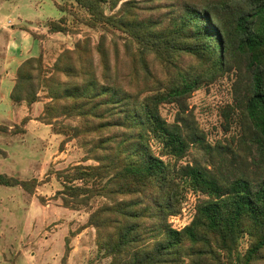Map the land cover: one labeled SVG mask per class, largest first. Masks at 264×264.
<instances>
[{
  "label": "trees",
  "instance_id": "obj_1",
  "mask_svg": "<svg viewBox=\"0 0 264 264\" xmlns=\"http://www.w3.org/2000/svg\"><path fill=\"white\" fill-rule=\"evenodd\" d=\"M73 1L86 12L75 15L80 23L104 30L99 41L80 39L50 71L42 48L18 67L11 99L31 106L43 87L44 122L78 120L61 132L83 138L97 164L72 167L60 193L72 208L107 200L90 217L101 259L264 264V0ZM162 1L179 15L150 14L168 7ZM48 32L77 34L65 16L49 21ZM223 77L233 80L226 131L231 122L238 130L211 146L186 116L188 100ZM166 105L179 109L175 122L163 115ZM197 144L212 161L185 162ZM0 185L28 190L32 182L0 174ZM189 191L203 198L178 230L170 217Z\"/></svg>",
  "mask_w": 264,
  "mask_h": 264
},
{
  "label": "rangeland",
  "instance_id": "obj_2",
  "mask_svg": "<svg viewBox=\"0 0 264 264\" xmlns=\"http://www.w3.org/2000/svg\"><path fill=\"white\" fill-rule=\"evenodd\" d=\"M149 5L156 6L155 3ZM160 5L168 7L149 13L167 17L166 21L179 15L180 10L174 2L162 1ZM75 15L81 17L86 12L73 0H0V39H4L5 45L13 29H45L49 21H58L65 16L77 34H60L49 39L43 48V57L44 69L50 71L62 51L73 49L77 41L86 37L97 43L104 32L102 28L95 30L85 26ZM111 37L109 35L108 39ZM4 53L0 43V80L5 71ZM10 82L6 79L5 84L0 85L3 86L0 94V174L31 181L32 186L27 190L22 186L0 185V264H106L99 252L98 230L90 223V217L107 200L97 198L90 206L72 208L65 205L60 193L72 167L97 164L91 159L93 154L83 143V138L61 132L65 127L78 125V120L60 118L53 126L47 124L42 119V104L33 107L26 102L15 104L12 101V91L7 87L11 86ZM232 85L231 77L220 78L194 92L188 100L186 116L211 146L218 141L226 143L238 130L236 123L231 122V131H226L224 110L232 103ZM37 90L38 102L45 105L49 101L47 90L38 89V86ZM162 111L168 121H176L179 111L176 106L166 105ZM27 116L31 120L22 125ZM15 127L25 129V132L14 134L12 129ZM214 157L219 160L218 155ZM209 160L212 161L206 150L198 144L191 147L185 158V162ZM202 198L189 191L181 213L175 215L179 219L172 222L171 216L170 222L174 226L188 224L196 203ZM247 245L244 241L243 249Z\"/></svg>",
  "mask_w": 264,
  "mask_h": 264
},
{
  "label": "crops",
  "instance_id": "obj_3",
  "mask_svg": "<svg viewBox=\"0 0 264 264\" xmlns=\"http://www.w3.org/2000/svg\"><path fill=\"white\" fill-rule=\"evenodd\" d=\"M35 31L38 35L46 34V37L43 39H35L33 35L28 30ZM59 33L50 34L48 32V23L45 29L39 28H28V27H21L19 29H13L10 32L9 37L6 40L4 45V39H0L1 43V50L6 51L3 55V62H4V74L2 79L0 80V85H4L6 79H9L11 82L7 86L9 87V91H12L13 86L15 84L17 69L18 67L27 59L31 57H37L42 48H46V44L49 39L56 38L59 36ZM17 52V53H16ZM19 53V54H18ZM18 55L15 57V55ZM3 86H0V94L2 95ZM38 104H42V111L44 108V102H36L33 104V107L37 106Z\"/></svg>",
  "mask_w": 264,
  "mask_h": 264
},
{
  "label": "built area",
  "instance_id": "obj_4",
  "mask_svg": "<svg viewBox=\"0 0 264 264\" xmlns=\"http://www.w3.org/2000/svg\"><path fill=\"white\" fill-rule=\"evenodd\" d=\"M172 222H174V221H177L179 218H178V216H172ZM171 223V222H170ZM172 225H173V223H171ZM187 224H180L179 226H174L173 225V227L175 228V229H178V230H180V229H182V228H184L185 226H186Z\"/></svg>",
  "mask_w": 264,
  "mask_h": 264
}]
</instances>
